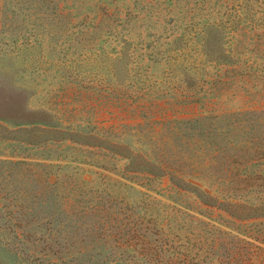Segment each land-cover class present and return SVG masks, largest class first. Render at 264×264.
I'll list each match as a JSON object with an SVG mask.
<instances>
[{"label": "rangeland", "instance_id": "obj_1", "mask_svg": "<svg viewBox=\"0 0 264 264\" xmlns=\"http://www.w3.org/2000/svg\"><path fill=\"white\" fill-rule=\"evenodd\" d=\"M251 1L0 0V264H224L244 240L264 247V225L238 229L226 220L229 208L209 206L211 199L202 190L197 195L192 186L184 188L188 170L199 182H215L216 204H229L233 187L252 181L264 185V116L247 114L244 120V115L225 114L184 123L188 127L175 124L169 105L181 98L182 110L184 96L155 98L151 92L165 110L153 113L149 97L126 95L132 84L125 82L137 70L164 80L163 71L170 67L139 59L133 69L107 54L117 52L119 60L121 38L127 37L126 45L131 40L141 45L149 39L147 32L168 35L161 41L170 42V49L191 28L187 35L197 41L192 46L203 49L204 37L226 5ZM247 6L261 11L253 25L257 28L247 23L238 29V38L256 32L258 39L256 45L245 41L239 50L254 48L258 66L264 65V4ZM222 19L231 25L229 17ZM99 44L105 48L102 55L97 54ZM88 52L94 56L82 60ZM211 65L201 63V78L213 80L224 71L223 64ZM183 66L178 77H199L197 70ZM122 80L126 94L116 101L115 86ZM222 80L228 87L217 89L216 96L200 92L191 101L199 109L210 100L236 105L239 98L230 93L226 74ZM91 81L94 87L86 88ZM243 89L239 82L236 92ZM255 96L243 98L264 99ZM114 103L119 106L112 111ZM218 106L226 109L214 103L212 111ZM166 117H172L171 125ZM221 123L230 124V130L212 134L211 155L205 158L197 151L200 139ZM83 133L102 136V144H118L116 149L134 162L83 145ZM213 231L215 242L210 241ZM189 235L196 236L194 246H183ZM175 236L178 244L171 242ZM255 264H264V251Z\"/></svg>", "mask_w": 264, "mask_h": 264}, {"label": "trees", "instance_id": "obj_2", "mask_svg": "<svg viewBox=\"0 0 264 264\" xmlns=\"http://www.w3.org/2000/svg\"><path fill=\"white\" fill-rule=\"evenodd\" d=\"M254 2L256 5H262L264 4V0H255L251 1ZM250 2V3H251ZM250 3L245 4H228L226 5V9L221 12L223 16L229 17V20L231 21V25H228L226 27V22L222 17L213 22V27L210 28L208 31V34L204 37V42H202V47L207 52H203V49H195L194 46H192V43L196 41L193 36L190 38L187 34L189 32H193L194 28H191L187 34L185 32L183 33V36H179L173 42V45L170 49L166 48V45H169L170 42H162L161 39H167L168 35H162L160 32H147L144 34L145 37H148L149 39L141 40V45L135 44L133 40H131L127 45L125 43V39L127 37L121 38L123 45L121 46V51L119 54H121V58L118 60V53H113L112 51L108 52V56H111L112 58L120 64V62H125L126 64H131L132 68L134 69L135 65L139 64V59L142 60V63H144L146 60H150L153 63L162 64L165 68L166 66L170 67L168 71H163L164 73L163 78L164 80H159L157 77L149 79L147 76L144 77L140 74V71L137 70L129 80H127L125 83L132 84L130 88H132V92L130 94H126L124 90H122V84L123 80L120 82L117 81V84L115 86V89L119 93L116 97V101H121V95L126 94L127 96L130 95L131 98H137L142 100L143 98L149 97L150 107L148 110L153 111V113L158 111H165L164 108L161 109L159 103L156 101L157 99L151 98V92H153L155 95V98H158L159 96H164L165 94L174 93L181 96H184L187 100L186 103L182 105V110L178 108L179 101L181 98H175L176 103L170 104L171 111L173 113L174 119L173 122L175 124L182 123L181 126L188 127L184 123H189V125H192V121H196V123L200 122L204 118H220L225 114H231L233 116H243L244 120L247 116V114H254L257 118H261L264 116V99L262 100H254L253 99H244L243 97H246L250 94H255L256 98H264L262 96L264 94V65L257 64V57L258 54L254 53V48H251L249 46H246V52L240 51V47L243 46L244 42L247 41L249 44L256 45L258 39V34L252 33V36L248 38H238V29H243L246 27L247 23H250V27H253L252 29L257 28L254 25V21L257 19V15L261 13V11L256 10L255 8L249 7L247 5H250ZM260 3V4H257ZM255 7V6H254ZM260 8V6H259ZM251 11V12H250ZM220 13V12H219ZM257 14V15H256ZM147 18V17H146ZM256 19V20H255ZM157 21V20H156ZM264 23H261L260 26H263ZM231 28V30L229 29ZM130 30V27L126 28ZM187 35V36H185ZM143 36V35H142ZM197 42V41H196ZM176 45H175V44ZM169 47V46H168ZM97 54L102 55V53H105L104 45L99 44L98 48H96ZM123 50V51H122ZM207 54V55H205ZM96 55V54H95ZM96 55V56H98ZM114 55V57H113ZM94 54L85 53L84 59H91L90 57H93ZM208 57L207 59H203ZM197 59H199L197 62H195ZM208 62L209 66H212L211 64L217 63L225 65L224 71L222 72V69L220 72L215 73V78L213 80H206L205 78H201V74L198 72V68H200V65L202 62ZM156 64V65H157ZM184 65V69H186L188 72H192V70H197L196 72L198 74V78L195 80V78H192L191 76L185 75L179 76L178 69ZM144 67V65H143ZM145 68V67H144ZM186 74V72H184ZM227 75L228 80L231 83V90L230 93L235 94L238 96L239 101L232 102L231 107L228 106V101L224 100H210L206 103L202 104V109H199L196 105L197 101H191L193 99V95L196 93L203 92L204 95H211L216 96V90L227 88L226 85L227 80H222L223 75ZM207 75V74H206ZM184 78L185 84H182L179 79ZM195 80L196 82L192 81ZM129 81H132L129 82ZM239 82L244 87L243 92H236V89H238ZM92 85L86 86V88H93L94 87V81H91ZM127 87L129 85H126ZM108 88L103 87V90H107ZM115 90V91H116ZM245 90V92H244ZM224 91H227L226 89ZM259 91H263V93H259ZM248 92V94H246ZM241 93V95H240ZM191 96V97H190ZM129 98V97H128ZM123 101H128L127 99ZM129 102V101H128ZM181 103V102H180ZM220 103L226 105L225 108H221V106L216 107L215 109L217 112H213L211 106L213 104ZM118 104V103H117ZM116 103L112 106V111L119 105ZM210 105V106H208ZM151 108V109H150ZM99 113L97 110L96 112ZM115 113V112H114ZM148 113V112H147ZM149 114V113H148ZM183 114V115H182ZM168 116V115H166ZM166 120L169 121V124L172 123V117H166ZM95 121V120H94ZM164 121V120H163ZM261 121V120H260ZM165 122V121H164ZM129 124L128 122H125ZM166 123V122H165ZM264 123V122H263ZM184 124V125H183ZM171 125V124H170ZM213 130L205 131V136L203 134V137H201L197 151L199 154H203L205 158L210 157V150H211V137L214 132H219V134L225 133L226 130H230V124H219V125H212ZM227 126V127H226ZM202 127V125H200ZM211 127V126H210ZM212 131V132H211ZM228 134V133H227ZM225 134L224 136L229 138ZM94 137V138H93ZM115 137V136H114ZM218 136H214L217 140ZM102 136H98L97 134H86L83 133V140L79 141L85 146L88 147H98L103 148L107 150L108 152H112L113 154H116L120 157H125L129 161L132 160V156L130 154H126L125 152H122V150L116 149L118 144H102L106 143L103 140H101ZM226 138V139H227ZM70 140H74V137H69ZM94 139V140H92ZM96 139V140H95ZM114 139V138H113ZM234 140V139H233ZM78 142V141H76ZM120 142V141H119ZM209 143L208 145L206 143ZM238 142V141H237ZM216 154H213L212 158H215ZM261 159L264 158V152H262V155L260 156ZM248 161H246L247 163ZM145 163V162H144ZM248 164V163H247ZM264 164V162H262ZM141 165V164H140ZM173 171V169H172ZM189 172H186L185 175L186 181L184 182V188L190 189L192 186V190L194 192L202 190V193L209 196L211 199V202H209V206H213L214 208H218L221 206H226L229 208L228 213V221L233 222L237 224V228L240 229L241 227L249 226H255L254 228L264 225V185L263 184H257L256 182L247 183L244 187L238 188V186L233 187L231 192H229V204L224 203H213V200H216L217 197L213 196L212 192H218V189L213 188L215 185V182L213 180H209V182L203 180V182H199L198 176L196 174H193V170H188ZM172 173V172H169ZM261 175V174H260ZM155 176H157V173H155ZM212 175H210L211 177ZM260 178L259 175H256L254 179ZM264 179V177H262ZM262 179V180H263ZM189 187V188H188ZM200 195V194H199ZM226 197V195H225ZM234 207V209H232ZM255 224V225H254ZM155 225V223H153ZM233 231L237 230L238 233L240 231L236 229V225H234V228H232ZM257 231V230H256ZM230 232V231H227ZM218 234H215V231L212 232V238L211 242H215ZM185 242L182 244L183 246H189L190 244H193V240L196 239V236H186ZM253 239H255L253 237ZM180 240L179 237L175 236L174 240H172V244H178L176 241ZM192 242V243H191ZM246 240H244V244L240 247V249L234 250L232 253V258L230 259L229 255H227V263L224 261V264H232V263H241V264H255L256 257L264 251V247L261 245L255 244L254 242H250L249 245H245ZM160 248V246H157V248L154 250L157 252V250ZM199 250V249H198ZM198 254V252L196 253ZM196 261H199L201 263H204V260H200L199 256H196ZM152 256L155 257L154 261H158V256L152 254Z\"/></svg>", "mask_w": 264, "mask_h": 264}]
</instances>
